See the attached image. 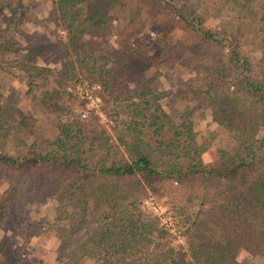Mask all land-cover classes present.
Instances as JSON below:
<instances>
[{"label":"trees","instance_id":"1","mask_svg":"<svg viewBox=\"0 0 264 264\" xmlns=\"http://www.w3.org/2000/svg\"><path fill=\"white\" fill-rule=\"evenodd\" d=\"M229 1L247 20L230 31L207 27V11ZM46 19L64 32L66 61L54 87L51 67L14 60L27 90L60 115L65 100L83 105L65 80L96 81L108 120L70 112L49 134L35 115L9 112L0 93V227L11 220L20 240L0 239V264L25 258L27 208L37 201L53 203L44 225L60 238L62 264H256L264 256V0H49ZM149 30L161 47L143 46ZM17 44L0 41V52ZM185 51L193 59L185 87L156 89L161 63ZM12 75L0 60V76ZM200 109L235 136L211 159L213 135L202 139L194 126ZM149 197L164 198L167 219ZM48 253L29 264H50Z\"/></svg>","mask_w":264,"mask_h":264},{"label":"rangeland","instance_id":"2","mask_svg":"<svg viewBox=\"0 0 264 264\" xmlns=\"http://www.w3.org/2000/svg\"><path fill=\"white\" fill-rule=\"evenodd\" d=\"M9 1H13L11 5H16V9H10L5 4L0 6V17L4 21V23L0 24V41H15L18 44L14 50L10 49L4 55L0 52V60L3 62L9 61L14 71L12 77L8 76V78H5L0 76V93L8 111L16 114L35 115L40 127L49 134H53L54 132L55 121L58 118L66 120L70 112L75 113L78 118H85L89 112H93L99 115L101 121H107L108 118L102 108L104 116H101L94 108L88 106L86 100L77 92V86L83 81H89L87 79L74 85L71 84L70 80L64 81L66 82L65 88L73 95L79 97L83 105H73L65 100L62 102V105H65L69 111L63 112L60 115L47 110L43 103L38 100L41 97V93L37 88L27 90L28 87L24 85L23 71L21 68H18L14 60L23 59L25 62H34L38 65L51 67L50 86L57 87L59 72L66 61V56L63 53L64 38L62 35L64 32L62 31L60 34H57L51 31L50 23L48 24L46 19L49 0ZM253 3L257 5L258 1ZM34 15L37 19L32 17ZM246 20L247 16L243 8L233 1H229L222 8L213 7L208 10L205 25L218 30L230 31V27L238 25L241 21L244 23ZM12 23L16 24L18 28ZM149 33L150 35L145 34L141 37L143 46L146 49L161 47L153 31L149 30ZM191 61L193 62V59L187 51L183 52L180 59L173 60V57H171L163 61L161 63V73L154 83L155 88L173 95L175 90L185 87V81L190 75L191 68L189 63ZM97 93L100 95V89ZM101 102L102 99L100 105ZM82 112H86V115L83 116ZM193 120L200 138H208L210 135L214 137L211 145L204 153L206 159L216 156V148H230L233 145L234 133L225 130L212 121L208 110L200 109ZM1 185L0 190L2 188ZM163 201L164 198L149 197L146 199V204L158 215H161L162 219H167L166 206ZM27 210L30 213L26 224L29 227L31 238L27 243L25 258L19 260L18 264H29L34 255H40L41 259L44 250L49 252L47 256H44L45 262L62 264L61 262H57L56 257H54L55 251L60 247V238L56 236L52 229L44 225L46 219L51 220L52 218L53 203L51 201H37L30 203ZM13 228L14 223L11 220L7 218L3 219L0 227V239L8 240L12 245H15L20 240L15 236ZM78 234L76 233V235ZM69 237H71L70 240H74V236L71 233ZM175 243L184 244V241L182 237L178 236L175 239ZM254 261L256 264H263L264 256H258Z\"/></svg>","mask_w":264,"mask_h":264},{"label":"built area","instance_id":"3","mask_svg":"<svg viewBox=\"0 0 264 264\" xmlns=\"http://www.w3.org/2000/svg\"><path fill=\"white\" fill-rule=\"evenodd\" d=\"M99 89L100 84L98 82L91 81H83L77 86V92L86 100V104L94 108V110L100 113L101 116H104L100 105L101 98L97 93ZM82 115L85 116L86 112H82Z\"/></svg>","mask_w":264,"mask_h":264}]
</instances>
